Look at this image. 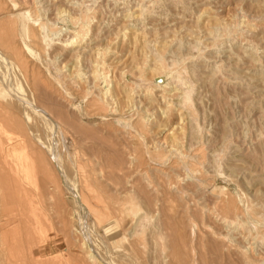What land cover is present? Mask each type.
<instances>
[{
  "label": "rangeland",
  "instance_id": "1",
  "mask_svg": "<svg viewBox=\"0 0 264 264\" xmlns=\"http://www.w3.org/2000/svg\"><path fill=\"white\" fill-rule=\"evenodd\" d=\"M19 2L11 20L31 76L22 79L0 64V77L14 94L29 97L32 76L43 83L48 72L58 73L72 94L68 109L84 131L66 129L63 141L28 111L39 141L55 143L57 163L45 148L39 158L19 157L21 150L0 153V264H93L85 250L97 264H175V247L181 264H264V0ZM87 21L83 39L61 45ZM39 23L49 44L39 42ZM34 30L39 37L28 36ZM96 45L104 50L100 80L90 76ZM175 72L185 81L181 89L191 90L190 107L176 106ZM99 91L102 106L108 105L100 118L89 102ZM24 111L20 107L19 116ZM74 149L82 153L83 170L72 158ZM83 176L93 184L90 203L122 209L109 211L108 222L74 201L69 188L79 192ZM110 222L113 232L105 228Z\"/></svg>",
  "mask_w": 264,
  "mask_h": 264
},
{
  "label": "bare ground",
  "instance_id": "2",
  "mask_svg": "<svg viewBox=\"0 0 264 264\" xmlns=\"http://www.w3.org/2000/svg\"><path fill=\"white\" fill-rule=\"evenodd\" d=\"M23 1V0H22ZM31 2V1H30ZM3 4H5L4 2H2ZM2 3L0 2V64H4V65H10L11 66V68H13L14 69V71H15V75L16 76H18V77H20V78H22V79H25V80H28V78L31 76V73H30V67H29V64L31 63H28V61L26 60V57H24V55H23V53L21 52V50H20V48L18 47V45H17V43H16V41H15V37L17 36V28H16V24L14 25V21L13 20H11V17H12V12H13V10L15 9V7H17L19 4H20V2H19V0H7V3H8V5L6 6H3L2 5ZM24 3V2H23ZM24 5H25V3H24ZM17 11V10H16ZM39 11V10H38ZM64 12V10H60L59 9V12H58V14H61V13H63ZM81 13V12H80ZM84 13V12H83ZM80 15V14H79ZM84 15V14H83ZM86 15H87V13H86ZM59 16V15H58ZM72 16V15H71ZM141 16V15H140ZM139 16V17H140ZM82 18V17H81ZM89 18V17H88ZM16 20V19H15ZM11 21V22H10ZM71 21V20H70ZM75 21H76V19H75ZM89 22L90 21H87V22H85V23H82L81 25H80V27H79V29L78 30H74L73 31V35H71V38H70V40H65V41H63L62 43H61V45L62 46H68V45H70L69 47H71L73 44H75V42L78 40V38L79 37H81V39H83V37L85 36V35H87L86 33H87V28H88V24H89ZM74 23V22H73ZM18 24V23H17ZM4 25L6 26V27H4ZM52 25V24H51ZM54 25V24H53ZM53 27H55V25L53 26ZM225 27V26H224ZM7 28V29H6ZM130 28V27H129ZM45 29H46V26H45V24H40L39 23V25L37 26V28H36V31L39 33V36H41V40L39 41V42H44V43H46V41H48L47 40V34H46V32H45ZM219 28H217V30H218ZM56 30V29H55ZM61 30H62V28H61ZM60 30V31H61ZM36 31L34 30V33L32 32H30L29 34H28V36L29 37H35L36 36V34H38V33H36ZM65 31V30H64ZM67 31V30H66ZM136 31V30H135ZM208 31V30H207ZM211 31V30H210ZM48 32V31H47ZM50 32H51V30H50ZM69 32V31H68ZM68 32H66V33H68ZM36 33V34H35ZM60 33H62V31L60 32ZM69 33H71V32H69ZM68 33V34H69ZM142 33V32H141ZM126 34V33H125ZM133 34V33H132ZM140 34V33H139ZM57 35V34H56ZM59 35V34H58ZM131 35V34H130ZM39 36H36V37H39ZM54 36H55V34H54ZM132 36V35H131ZM135 36H136V34H135ZM223 36V35H222ZM48 38H49V36H48ZM68 38V39H69ZM33 39V38H32ZM37 39V38H36ZM49 40L51 41V39L49 38ZM81 41V40H80ZM79 41V42H80ZM136 41V40H135ZM140 41V40H139ZM30 42V41H29ZM33 41H31V43H32ZM38 42V41H37ZM82 42H83V40H82ZM93 42V41H92ZM141 42V41H140ZM34 43H36V41L34 42ZM46 44H49V43H46ZM166 44V43H165ZM164 45V44H163ZM75 46V45H74ZM93 46H95V45H93ZM161 46V45H160ZM83 47V46H82ZM96 47H97V45H96ZM99 47V46H98ZM95 48V50L93 51L94 52V55L93 56H95V58H92V59H94V61H93V65L92 66H94V68L91 70V75L90 76H92V78L93 79H96V80H100V79H103V77H104V72H103V63H102V61H100V60H98L101 56H103L102 55V50H103V48ZM165 47V46H164ZM92 48V47H91ZM162 48V47H161ZM80 49V48H79ZM83 49H85L84 47H83ZM108 50V49H107ZM104 51V50H103ZM150 51V50H149ZM155 51V50H154ZM157 51V50H156ZM158 51H159V49H158ZM157 51V52H158ZM91 52H92V50H91ZM151 52H153V51H151ZM80 53V52H79ZM79 53L78 54H76V56L75 55H73L72 54V56L75 58V60H77V58H78V56H79ZM153 53H155V52H153ZM90 54V53H89ZM93 54V53H92ZM158 54H160V53H158ZM158 54H157V57H158ZM114 55V54H113ZM154 55V54H153ZM93 56H91V57H93ZM104 56H106V55H104ZM156 56V55H155ZM160 56V55H159ZM160 58V57H159ZM101 59V58H100ZM157 59V58H156ZM160 59H162V57L160 58ZM159 59V60H160ZM74 60V61H75ZM103 60H105V59H103ZM154 60V59H153ZM184 60V59H183ZM157 61V60H156ZM77 62V61H76ZM75 62V63H76ZM154 62V61H153ZM152 62V65L154 64ZM158 62V61H157ZM163 62V61H162ZM145 64H146V61L144 62ZM91 64H92V62H91ZM104 64H106L105 62H104ZM143 64V63H142ZM148 64V63H147ZM156 64V63H155ZM161 61L159 62V64H157L156 65V68H157V66H159V67H161ZM36 65V64H35ZM35 65H33V67L35 66ZM144 66V65H143ZM154 66V65H153ZM153 66H151L150 68H152ZM162 66H163V64H162ZM158 67V68H159ZM165 67V66H164ZM167 67V66H166ZM92 68V67H91ZM105 68V67H104ZM146 68V67H145ZM147 68H149V67H147ZM146 68V69H147ZM158 68H157V70H158ZM162 68V67H161ZM7 69V68H6ZM35 69V68H34ZM144 69V68H143ZM145 69V70H146ZM164 69V68H163ZM162 69V70H163ZM38 70V69H37ZM77 70V69H76ZM138 70V69H137ZM148 70V69H147ZM161 70V71H162ZM139 71H140V69H139ZM138 71V72H139ZM151 71V70H150ZM155 71H156V69H155ZM161 71H160V73H161ZM6 72H9V71H7L6 70ZM5 72V73H6ZM35 72V71H34ZM40 72V71H39ZM48 72V71H47ZM75 72V71H74ZM159 72V71H158ZM4 73V72H3ZM2 73V74H3ZM152 73V72H151ZM155 73H157V72H155ZM176 73H178V72H175V74ZM44 73H42V75H43ZM70 74H72V72H69V75ZM74 74V73H73ZM139 74V73H138ZM142 74V73H141ZM174 74V75H175ZM14 75V76H15ZM36 75H39V73L38 74H36ZM46 75V74H45ZM44 75V76H45ZM48 77H45V80H44V82L43 83H40L37 79H35V78H33V76H32V78H31V89H30V91H29V89H28V92H30V95H29V97H28V95H26L25 97L23 96H18V95H22V94H14V91H13V87H12V85H11V82H9V81H7V79H2V76L0 77V118H2L1 120H3L2 121V126L4 127L3 129H5V133L3 134V136H0V142H1V139L3 140V143H1L0 144V153H2L4 156H7L9 153L11 154V156H12V153H13V151H15V150H21V152H19L20 154L18 155L19 157L21 156V157H27V156H30V157H32V158H39V157H42V155L44 154L43 153V151H42V148H45V149H47L46 151H48L49 152V158H50V160H51V162L54 164V166H55V164L57 163V155H56V153H55V148H54V145H55V143H54V145H52L51 143H49L48 145H43V143L42 142H40L39 140H40V138H39V135L36 133V129L34 130L33 129V126L31 125V126H29V124H30V122H32L31 121V118H30V115H29V113H28V111H30V112H32L34 115H38V117H40L41 119H42V121L43 122H46V128L48 129V130H50L51 132H52V134H53V136H55V135H57V136H62V138L64 137L65 138V131H66V129H68L67 131L69 132L70 130L69 129H72V130H75L76 129V131L78 130V131H81V130H83V129H81V127H80V125L81 124H79V125H76L75 124V121H76V119H75V116H74V114L75 113H73L72 111H70L69 109H68V106H72L73 105V103L70 101V100H68V99H71L72 98V94L70 93V92H68V90L69 89H67L69 86H67L66 87V84L64 83V81L61 79L62 77H60V75L57 73V74H55V75H51V74H49V72H48ZM147 75V74H146ZM173 75V76H174ZM179 75V73L177 74V75H175V78L173 79V83H175V85H174V87L172 88L173 89V92H172V94H173V97L176 99H178L179 100V102L176 104V106L178 105V106H180V105H186L187 106V104L189 105L191 102H190V89H188V90H184V89H187V88H183V89H181V86L183 87V86H186V84H183L184 82H182V80L180 79V77L178 76ZM5 76V75H4ZM15 76V77H16ZM44 76H42V78L44 77ZM72 76V75H71ZM7 77V76H6ZM65 77V76H64ZM73 77V76H72ZM74 77H80L81 78V73L79 72V71H76L75 72V74H74ZM39 78V77H38ZM68 78V77H67ZM91 78V77H90ZM182 78V77H181ZM71 79V78H70ZM183 79V78H182ZM72 80L74 81V79L72 78ZM82 80V79H81ZM24 81V80H23ZM68 81H70L71 82V80H68ZM72 81V82H73ZM104 81V80H103ZM14 82V81H13ZM76 82H77V80H76ZM91 82V81H90ZM187 82V81H186ZM74 83V82H73ZM78 83V82H77ZM23 84V83H22ZM76 84V83H75ZM172 84V83H171ZM18 85V84H17ZM68 85V84H67ZM70 85V84H69ZM76 86H77V84H76ZM131 86V85H130ZM129 86V87H130ZM138 86V85H137ZM189 86V85H188ZM71 87V86H70ZM126 87V86H125ZM162 87H166V84L164 85V86H162ZM26 88V87H25ZM127 88V87H126ZM150 88V87H149ZM148 88V90H150ZM157 88V87H156ZM159 88H160V86H159ZM169 88V87H168ZM189 88H190V86H189ZM97 89V88H96ZM100 89V88H99ZM133 89V88H132ZM146 89V88H145ZM158 89V88H157ZM161 90V89H160ZM170 90V89H169ZM130 91V90H129ZM129 91H128V93H129ZM98 92V91H97ZM130 92H132V91H130ZM151 92V91H150ZM149 92V93H150ZM166 92V91H165ZM110 93V92H109ZM154 93H155V91H154ZM104 93H102V91H99V93L96 95V96H93V98L91 99V101H89V102H91L92 104H93V106H95V110H97V114H98V116H99V118L100 117H103L102 116V111L105 109L106 110V108H107V106H106V108H104L103 106H102V101L104 100L103 99V97H102V95H103ZM130 94V93H129ZM146 94V93H145ZM156 94V93H155ZM24 95V94H23ZM132 95L133 94H131V95H127L126 96V98L128 99V101L129 100H132L131 98H132ZM144 95V94H143ZM160 95V94H159ZM167 95V94H166ZM169 95V94H168ZM171 95V94H170ZM105 97H106V95H105ZM126 99V100H127ZM145 99H147V98H145ZM145 99H144V101H145ZM149 99V98H148ZM147 99V100H148ZM164 99V98H163ZM166 100H168V98H165ZM115 100V99H114ZM158 100V99H157ZM165 100V101H166ZM170 100V99H169ZM171 101V100H170ZM104 102V101H103ZM149 102V101H148ZM163 102V101H162ZM69 103V105L67 106V104ZM146 103V102H145ZM104 104V103H103ZM108 104V103H107ZM111 104V103H110ZM146 104H148V103H146ZM175 104V103H174ZM131 105V104H130ZM165 105H169V104H165ZM164 105V106H165ZM170 106V105H169ZM168 106V107H169ZM175 106V105H174ZM191 105H189V107H190ZM21 107V109L23 108L24 110H26V111H24V115L23 116H21L22 118L20 119V116H19V108ZM146 107V106H145ZM148 107V106H147ZM72 108V107H71ZM166 107H164V109H165ZM175 108V107H174ZM87 109V108H86ZM91 109H93V108H91ZM90 109V110H91ZM103 109V110H102ZM111 109V108H110ZM109 109V110H110ZM173 109V108H172ZM181 109H182V107H181ZM184 109V108H183ZM88 110H89V108H88ZM95 110H93L94 112H95ZM148 110V109H147ZM166 110V109H165ZM174 110V109H173ZM107 111V110H106ZM145 111V110H144ZM179 111V110H178ZM177 111V112H178ZM182 111V110H181ZM21 112H22V110H21ZM90 112V111H89ZM104 112V111H103ZM163 112V111H162ZM183 112V111H182ZM105 113V112H104ZM143 113V112H142ZM146 113L147 112H145V114H143L144 116L146 115ZM21 114V113H20ZM23 114V113H22ZM106 114V113H105ZM95 115V114H94ZM178 115V114H177ZM189 115V114H188ZM190 116V115H189ZM34 117V116H33ZM77 117V116H76ZM141 117H143V116H141ZM141 117L138 115V119L140 118V120L142 121L143 120V118L141 119ZM165 117V116H164ZM179 117V120H180V116H178ZM188 117V116H187ZM184 118V117H183ZM189 118V117H188ZM191 118V117H190ZM137 119V120H138ZM192 119V118H191ZM121 120V119H120ZM139 120V121H140ZM193 120V119H192ZM138 121V122H139ZM136 122L137 121H135V124H136ZM140 123V122H139ZM145 123V122H144ZM143 124V123H142ZM44 125V124H43ZM164 124H162L161 126H163ZM82 126V125H81ZM135 127V126H134ZM145 127V126H144ZM35 128V127H34ZM85 128V127H84ZM94 128V127H93ZM158 128H159V126H158ZM162 128V127H161ZM89 129V128H88ZM92 129V128H91ZM115 129V128H114ZM140 129V128H139ZM160 129V128H159ZM1 130H2V128H1ZM110 130V129H109ZM138 130V129H137ZM157 130V129H156ZM163 130V129H162ZM50 131H48V132H50ZM84 131V130H83ZM82 131V132H83ZM91 131V130H90ZM94 131V130H93ZM161 131V130H160ZM37 132H38V130H37ZM74 132V131H73ZM98 132H99V130H98ZM72 133V132H71ZM170 133H172V132H170ZM51 134V133H50ZM80 134V133H79ZM97 134V133H96ZM100 134V133H99ZM130 134V133H129ZM175 134V133H174ZM75 135V134H74ZM83 135V134H82ZM81 135V136H82ZM98 135V134H97ZM102 135V134H101ZM100 135V136H101ZM170 135H172V134H169L168 136H170ZM69 136V135H68ZM77 136V135H76ZM86 136V135H85ZM171 137V136H170ZM64 138L62 139L63 141H64ZM83 138V137H82ZM85 138V137H84ZM83 138V139H84ZM101 138V137H100ZM172 138V137H171ZM60 139H61V137H60ZM81 139V138H80ZM82 139V140H83ZM92 139V138H91ZM90 139V140H91ZM96 139V138H95ZM94 139V140H95ZM170 139V138H169ZM42 140V139H41ZM78 140H79V138H78ZM81 140V141H82ZM93 140V141H94ZM174 139H171V141H173ZM49 141V140H48ZM80 141V140H79ZM88 140H86V142H87ZM98 141V140H97ZM96 141V142H97ZM73 142V141H72ZM84 142V141H83ZM82 142V143H83ZM80 143V142H79ZM78 143V144H79ZM173 144V143H172ZM175 144V143H174ZM173 144V145H174ZM177 144V143H176ZM175 144V145H176ZM64 145V144H63ZM92 145V144H91ZM98 145V144H97ZM97 145H95V146H97ZM101 145V144H100ZM141 145V144H140ZM169 145H171V142H170V144ZM172 145V146H173ZM174 145V146H175ZM95 146H93V147H95ZM109 146V145H108ZM149 146V145H148ZM82 148V147H81ZM86 148H88V147H86ZM92 148V147H91ZM99 148V147H98ZM107 148V147H106ZM145 148H147V147H145ZM79 149V148H78ZM97 149V148H96ZM101 149V148H100ZM44 150V149H43ZM74 150H76L74 153H72V158H73V160L75 161V164H76V166H77V168L79 169V170H83V168H84V162L82 161L83 159H81V151H80V153L77 151V149H74ZM91 150V149H90ZM102 150V149H101ZM172 150V149H171ZM170 150V151H171ZM85 151V150H84ZM112 152H113V150H111ZM178 151V150H177ZM15 152H17V151H15ZM167 152H168V150H167ZM43 153V154H42ZM99 153H102V152H99ZM109 153V152H108ZM107 153V154H108ZM122 153V152H121ZM120 153V154H121ZM147 153H148V151H147ZM172 153V152H171ZM176 153V152H175ZM14 154H16V153H14ZM88 154H89V152H88ZM98 154V153H97ZM111 154V153H110ZM115 154V153H114ZM123 154V153H122ZM67 155V154H66ZM69 155V154H68ZM150 156V155H149ZM154 156V155H153ZM91 157V156H90ZM93 157V156H92ZM155 157V156H154ZM89 158V157H88ZM117 158V157H116ZM150 158H152V157H150ZM12 159V158H11ZM41 159V158H40ZM120 159V158H119ZM155 159H156V157H155ZM43 160V159H42ZM176 160H178V159H176ZM5 162V161H4ZM36 162V161H35ZM39 162V161H38ZM116 161H114V163H115ZM117 162H119V161H117ZM7 163V162H6ZM51 163V164H52ZM100 163V162H99ZM119 163H121V162H119ZM119 163H116L115 165H117V167L119 166ZM123 163V162H122ZM25 164V163H24ZM36 165H37V163H35ZM74 164V163H73ZM95 164V163H94ZM113 164V163H112ZM183 164V163H182ZM47 165V164H46ZM49 165V164H48ZM115 165H113V166H115ZM40 165H38V166H36V167H39ZM174 166V165H173ZM49 167H51V166H49ZM57 167H59V164H58V166ZM116 167V166H115ZM40 168V167H39ZM47 168V167H46ZM64 168V167H63ZM120 168V167H119ZM59 169V168H58ZM93 169V168H92ZM191 169V168H190ZM13 170V169H12ZM56 170H57V168H56ZM98 171H99V169H97ZM101 171V170H100ZM99 171V172H100ZM57 172V171H56ZM55 171H54V173H56ZM53 173V174H54ZM59 173V172H58ZM72 173V172H71ZM100 174V173H99ZM98 174V175H99ZM50 175V174H49ZM57 176V175H56ZM62 176V175H61ZM100 176H101V174H100ZM58 177V176H57ZM65 176H63V178H64ZM94 176L92 175V178H93ZM98 177V176H97ZM62 178V179H63ZM100 178V177H99ZM48 179V178H47ZM82 179V185H81V190L79 191V192H76L75 191V188L74 187H72L71 185V187L69 188V186H67L68 188H69V190H73V192H71L72 193V196L75 198V202L76 203H78L79 204V206L78 207H82V206H84L85 207V210L87 211V213H89V212H93L94 214H95V216H96V218H97V220H104L106 217H107V215L109 214V211H111V210H122V209H120V208H118V207H116V208H112V209H110L108 206H106V205H102V201H99V203L98 204H93L95 201H93V203H90L89 202V198L92 196V185L91 184H89L88 183V181H87V178H85L84 176L81 178ZM138 179V178H137ZM56 180H58L57 178H56ZM61 180V179H60ZM59 180V181H60ZM66 180V179H65ZM91 180V179H90ZM93 180V179H92ZM91 180V181H92ZM101 180H102V178H101ZM136 180V179H135ZM68 181V180H67ZM66 181V182H67ZM72 181V180H71ZM71 181H69V182H71ZM90 181V182H91ZM61 183H63V182H61ZM72 183V182H71ZM93 183V182H92ZM131 183V182H130ZM133 183V182H132ZM140 183V182H139ZM60 184V183H59ZM69 184V183H68ZM95 184V183H94ZM116 184H117V182H116ZM142 185V184H141ZM146 185V184H145ZM51 186V185H50ZM66 186V185H65ZM101 188H102V183H101V185H99ZM143 186V185H142ZM55 187H57L56 185H55ZM147 187V186H146ZM58 188V187H57ZM57 188H55V189H57ZM113 188V187H112ZM147 188H149V187H147ZM80 189V188H79ZM97 189V188H96ZM108 189V188H107ZM146 188H145V186H144V190H145ZM157 189V188H156ZM39 190V189H38ZM69 190H68V192H69ZM103 190V189H102ZM101 190V191H102ZM148 190V189H147ZM58 191H59V189H58ZM113 192V191H112ZM146 192V191H145ZM150 192V191H149ZM161 192H162V190H161ZM49 193V192H48ZM56 193V192H55ZM70 193V192H69ZM98 193V192H97ZM101 193V192H100ZM148 194V193H147ZM151 194V193H150ZM154 194V193H153ZM140 196V195H139ZM147 196H149V195H147ZM47 197H49V194H48V196ZM113 197V196H112ZM159 197V196H158ZM148 198V197H147ZM157 198V197H156ZM149 199V198H148ZM158 199V198H157ZM53 200V199H52ZM107 200V199H106ZM144 200V199H143ZM151 200V199H150ZM161 200V199H160ZM146 201H147V199H146ZM113 202H115V200L113 201ZM111 203H112V201H111ZM117 203V202H116ZM123 203V202H122ZM133 203V202H132ZM125 204V203H124ZM150 204V203H149ZM164 204H166V203H164ZM76 205V204H75ZM167 205V204H166ZM76 207V206H75ZM132 207V206H131ZM161 207V206H160ZM234 207V206H233ZM236 208V207H235ZM55 209V208H54ZM166 209V208H165ZM225 209V208H224ZM132 210V209H131ZM229 210V209H228ZM86 211H84V212H86ZM112 212V211H111ZM164 212V211H163ZM56 213V212H55ZM82 213V212H81ZM172 213V212H171ZM231 213V212H230ZM91 214V213H90ZM233 214V213H232ZM83 215V214H82ZM110 215V214H109ZM171 215V214H170ZM226 215V214H225ZM111 216V215H110ZM163 216V215H162ZM165 216V215H164ZM117 217V216H116ZM165 217H167V216H165ZM66 218V217H65ZM95 218V219H96ZM140 218V217H139ZM170 218V217H169ZM62 219V218H61ZM142 219V218H141ZM167 219V218H166ZM222 219H223V217H222ZM59 220V219H58ZM107 220V221H106ZM110 219L109 218H106L105 219V221L106 222H108ZM224 220V219H223ZM223 220H222V222H223ZM165 221V220H164ZM225 221V220H224ZM229 221V224H230V220H228ZM169 222V221H168ZM105 222H103V224H104ZM175 223V222H174ZM173 223V224H174ZM178 223V222H177ZM180 223V222H179ZM185 223V222H184ZM189 223V222H188ZM224 223V222H223ZM228 223V222H227ZM114 224V223H113ZM176 224V223H175ZM222 224V223H221ZM231 224H232V222H231ZM230 224V225H231ZM237 224V223H236ZM111 225V222L110 223H108L106 226H105V228L109 231V232H113L115 229H116V225L115 226H110ZM142 225V224H141ZM223 225H225V223L223 224ZM235 225V224H234ZM0 226H2V225H0ZM60 226V225H59ZM177 226V225H176ZM180 226V225H179ZM186 226V225H185ZM184 226V227H185ZM228 227H229V225H227ZM124 227V226H123ZM143 227V226H142ZM163 227V226H162ZM175 227V226H174ZM187 227V226H186ZM236 227V226H235ZM191 228V227H190ZM231 228V227H230ZM123 229V228H122ZM172 229H174V231L176 230L175 228H172ZM180 229V228H179ZM184 228L182 227V230H183ZM135 230V229H134ZM169 230V229H168ZM166 231V230H165ZM177 231H178V229H177ZM192 231V229L190 230V232ZM68 232V231H67ZM117 232V231H116ZM120 232V231H119ZM139 232V231H138ZM179 232V231H178ZM185 231L183 230V233H184ZM1 233V232H0ZM136 233V232H135ZM170 233V232H169ZM180 233V232H179ZM188 233V232H187ZM191 234H192V232H191ZM141 235V234H140ZM175 235H176V232H175ZM174 235V236H175ZM178 235V234H177ZM180 235H181V233H180ZM186 235V234H185ZM139 236V235H138ZM142 236V235H141ZM188 236V235H187ZM136 237V236H135ZM176 237V236H175ZM181 237V236H180ZM143 238V237H142ZM256 238V237H255ZM181 239H182V237H181ZM187 239V238H186ZM186 239L185 240H183V241H186ZM67 240V239H66ZM128 240V239H127ZM135 242H137V241H135ZM142 242V241H141ZM173 242V241H172ZM114 243H116V242H114ZM174 244H175V242H173ZM177 243H178V241H177ZM183 243V242H182ZM128 244V243H127ZM185 244V243H184ZM78 245V244H77ZM82 245H83V243H82ZM126 245V244H125ZM178 245H179V243H178ZM172 246H174V245H172ZM86 247V246H85ZM166 247V246H165ZM170 247V246H169ZM175 247V246H174ZM89 248V247H88ZM185 248H186V246H185ZM127 249V248H126ZM125 249V250H126ZM141 249V248H140ZM168 249V248H167ZM192 249V248H191ZM190 249V250H191ZM124 250V251H125ZM142 250V249H141ZM143 251V250H142ZM185 252V251H184ZM241 252V251H240ZM85 257H86V260L88 259L91 263H99V260L98 259H96V257L92 254V253H90V251L89 250H85ZM139 253V252H138ZM171 257L170 258H172V260H175V264H181L182 262H181V260H178L179 258H180V253H179V251H178V248L177 247H175V248H171ZM178 253H179V255H178ZM187 253H189L188 251H187ZM30 254V253H29ZM196 254V253H195ZM117 255V254H116ZM134 255V254H133ZM142 255V254H141ZM185 255H186V253H185ZM119 256V255H118ZM184 256V255H183ZM189 256V255H188ZM126 257V256H125ZM177 257H179V258H177ZM182 257V256H181ZM248 257V256H247ZM138 258V257H137ZM175 258H177V259H175ZM182 258H184V257H182ZM198 258V257H197ZM30 259H33V255L31 254L30 255ZM136 259V258H135ZM192 260V259H191ZM200 260V259H199ZM88 261V262H89ZM134 261V260H133ZM10 262V261H9ZM89 262V263H90ZM101 262V261H100ZM103 262V261H102ZM102 262H101V264H102ZM118 262V261H117ZM131 262V261H130ZM169 263V262H168ZM185 263V262H184ZM204 263V262H203ZM136 264V263H135ZM188 264H189V262H188Z\"/></svg>",
  "mask_w": 264,
  "mask_h": 264
}]
</instances>
